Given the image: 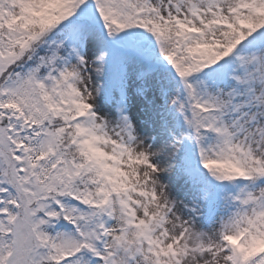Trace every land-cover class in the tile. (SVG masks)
Returning <instances> with one entry per match:
<instances>
[{
	"label": "snow or ice",
	"instance_id": "snow-or-ice-1",
	"mask_svg": "<svg viewBox=\"0 0 264 264\" xmlns=\"http://www.w3.org/2000/svg\"><path fill=\"white\" fill-rule=\"evenodd\" d=\"M0 264H264V0H0Z\"/></svg>",
	"mask_w": 264,
	"mask_h": 264
}]
</instances>
